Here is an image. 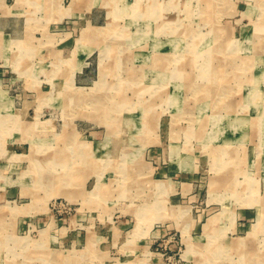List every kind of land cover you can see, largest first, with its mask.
I'll use <instances>...</instances> for the list:
<instances>
[{
    "label": "rangeland",
    "instance_id": "1",
    "mask_svg": "<svg viewBox=\"0 0 264 264\" xmlns=\"http://www.w3.org/2000/svg\"><path fill=\"white\" fill-rule=\"evenodd\" d=\"M98 13L0 54V264H264V0ZM168 125L195 171L163 186Z\"/></svg>",
    "mask_w": 264,
    "mask_h": 264
},
{
    "label": "crops",
    "instance_id": "2",
    "mask_svg": "<svg viewBox=\"0 0 264 264\" xmlns=\"http://www.w3.org/2000/svg\"><path fill=\"white\" fill-rule=\"evenodd\" d=\"M96 1L97 0H94V2ZM101 3L102 0H98V6H94L92 10V0H0V54L3 56L9 54L8 46L12 40L20 41L30 37L33 39L35 47V44L39 43L40 47L44 50V48L48 47H44L41 40L51 38L54 42L51 43L52 48L48 50L53 52L52 56H54V58H59L63 46H70L69 38L71 32H73L74 28L79 23L76 20L81 17L86 27L91 26L92 17L96 16V12H99L98 15H100ZM92 11L95 12L93 13ZM62 23L64 24L62 25ZM86 37L88 41L86 47H89L91 46V36L88 35ZM54 46L56 48H53ZM58 47L59 49H57ZM50 51L48 52V56L51 55ZM65 72L68 73L67 68L61 69L58 72L59 77H64L66 75ZM69 75L71 74L69 73L68 76L66 75V78H70ZM170 129L171 126L168 125V128L166 127V137L164 136L163 138V140L167 142V147L162 155V157H164L163 166L161 167V176L163 179L159 181V185L163 186H170L171 182L176 184L167 174V172L172 174L170 168H172L174 172L182 174L181 176H183V179L187 177L188 173H193L195 171V164L192 163L196 158L195 152L186 151L184 146L180 148V144L176 143V140L171 137L172 131H170ZM228 129L229 128H225L222 134H228ZM179 184L180 194L184 198L190 191V184L186 182H181ZM171 194L170 192L165 194L163 199V202L165 201L164 203L170 201ZM99 198L102 199L103 195H100ZM174 199L175 198H173V200Z\"/></svg>",
    "mask_w": 264,
    "mask_h": 264
},
{
    "label": "bare ground",
    "instance_id": "3",
    "mask_svg": "<svg viewBox=\"0 0 264 264\" xmlns=\"http://www.w3.org/2000/svg\"><path fill=\"white\" fill-rule=\"evenodd\" d=\"M87 33V32H86ZM88 34V33H87ZM88 36V35H87Z\"/></svg>",
    "mask_w": 264,
    "mask_h": 264
}]
</instances>
